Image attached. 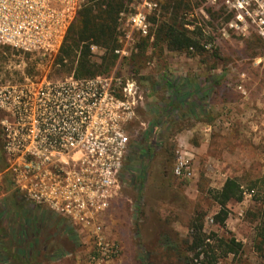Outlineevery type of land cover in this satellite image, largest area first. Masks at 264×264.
Instances as JSON below:
<instances>
[{"label": "rangeland", "instance_id": "1", "mask_svg": "<svg viewBox=\"0 0 264 264\" xmlns=\"http://www.w3.org/2000/svg\"><path fill=\"white\" fill-rule=\"evenodd\" d=\"M125 2L120 24L140 8L149 28L147 34L140 35L127 24L120 27L118 18L115 50L124 48L125 53L114 50L117 58L107 72L136 80L142 95L137 117L128 126L129 147L119 174L121 185L94 225L67 220L65 225L75 240L60 233L66 251L46 264H146V253L159 256L163 251L159 243L164 232L180 244L189 264H207L189 249L193 218H200L206 235L213 234L207 239L212 245L218 244L219 238L241 243L236 254L218 257L216 251L215 264H264V245L262 250L256 246L264 216V186L260 182L253 185L264 173V47L251 44L250 34L229 29L209 5L190 0V7L180 9L178 18L189 22L185 26L190 30L201 27L206 50L170 51L162 44L150 43L156 27L153 17L158 23L172 15L164 7L166 0ZM123 30L132 40L119 42ZM148 35L151 39L142 44ZM208 35L213 41L205 43ZM0 51V82L19 81L25 76L33 81L55 80L72 74L62 70L54 58H13L12 51L2 47ZM105 52L96 46L91 58L99 62ZM209 75L222 77L220 84L204 95L208 90L204 79ZM164 77L174 80L179 92L188 95L186 103L199 101L207 111L202 106L190 109L186 103L171 109L173 95ZM196 85L200 89H195ZM148 145L150 154L143 151ZM180 162L183 167L176 174ZM228 177L241 184L243 197L227 203V218L219 225L214 218L219 205L213 194ZM7 185L6 178L0 200L9 194ZM96 232L118 245L115 256L102 258L95 253ZM153 259L149 264H168Z\"/></svg>", "mask_w": 264, "mask_h": 264}, {"label": "built area", "instance_id": "2", "mask_svg": "<svg viewBox=\"0 0 264 264\" xmlns=\"http://www.w3.org/2000/svg\"><path fill=\"white\" fill-rule=\"evenodd\" d=\"M201 1L228 15L224 22L229 29L264 43V0ZM83 2L0 0V47L18 51L13 58H54ZM122 14L120 27L127 24L138 34H147L142 9L120 24ZM122 33L119 42L132 40L128 31ZM115 51L125 53L124 48ZM141 105L136 80L115 73L43 81L25 76L0 82V191L7 178L8 191H16L25 201L70 222L94 225L119 191L128 126ZM182 167L180 162L175 173ZM96 235L97 255L111 258L118 253L116 243Z\"/></svg>", "mask_w": 264, "mask_h": 264}, {"label": "trees", "instance_id": "3", "mask_svg": "<svg viewBox=\"0 0 264 264\" xmlns=\"http://www.w3.org/2000/svg\"><path fill=\"white\" fill-rule=\"evenodd\" d=\"M190 0H166L165 8L170 9L171 14L167 18L157 20L153 17L156 25L153 35V41L150 43L162 44L167 50L177 52H187L193 50L196 53L204 52L205 46L201 42L204 37L201 27L195 26L192 30L188 29L182 18H178L180 9H188ZM126 9L125 0H84L81 8L78 10L74 21L71 23L64 36L58 53L54 61L65 72L72 73L77 78L92 77L100 74H107L116 60L114 50L117 44L118 18L121 12ZM211 10L218 12V19L228 20L229 16L224 15L222 10ZM223 16V17H222ZM151 35L142 38V44L149 42ZM205 43L213 41L211 35L206 36ZM249 42L263 46L264 43L254 35H251ZM94 44L106 49L105 54L99 62L94 61L90 46ZM9 53H18L10 47H2ZM1 53V51H0ZM222 76H206L204 85L208 89L204 95L208 94L209 89L220 84ZM166 85L171 89L173 99L169 107L175 109L179 104L186 103L187 94L179 92L174 80L164 77ZM195 89H200L198 85ZM191 92V91H190ZM190 109H198L202 105L199 101L186 103ZM202 110L207 111L202 106ZM154 126V124H153ZM151 125V130L153 129ZM150 130V131H151ZM150 135L147 136V139ZM144 153H151V147L148 145ZM3 162L0 137V164ZM260 182L264 186V173L253 183ZM243 197V189L236 178L228 177L222 186L213 194L214 200L219 205V210L214 218L219 225H223L228 209L226 207L229 201H240ZM67 220L57 216L53 211L42 205L31 204L25 201L16 191H10L9 194L0 200V264H46L59 258L65 253L64 246L60 241V233H67L69 240H75L72 230L65 224ZM190 246L189 249L194 252V257H203L207 264H215L217 257H224L229 253L236 254L241 248V243L234 238L218 239V244L212 245L210 240L212 235H206L202 230V222L193 218L190 223ZM70 233V234H69ZM257 248L262 250L264 245V216L258 227ZM188 242V240H186ZM185 241V243H186ZM159 248L160 255L146 253L144 260L149 264L157 257V261L165 260L168 264H189L188 257L182 252L180 244L174 240L169 233L162 234ZM162 246V247H161ZM166 249V250H165ZM145 264V262H144Z\"/></svg>", "mask_w": 264, "mask_h": 264}]
</instances>
